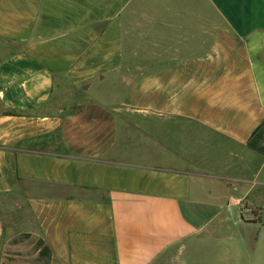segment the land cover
Returning <instances> with one entry per match:
<instances>
[{"label": "crops", "instance_id": "1", "mask_svg": "<svg viewBox=\"0 0 264 264\" xmlns=\"http://www.w3.org/2000/svg\"><path fill=\"white\" fill-rule=\"evenodd\" d=\"M262 123L264 0H0V264H256Z\"/></svg>", "mask_w": 264, "mask_h": 264}, {"label": "rangeland", "instance_id": "2", "mask_svg": "<svg viewBox=\"0 0 264 264\" xmlns=\"http://www.w3.org/2000/svg\"><path fill=\"white\" fill-rule=\"evenodd\" d=\"M96 89H97V85H94L88 92H86V94H83L80 92V95L83 97L82 98L80 96L81 100H88V99L94 98ZM72 94L73 92L71 90L64 92V96L66 99L69 98ZM218 189L220 192L224 191V188L221 186ZM245 192L247 193L248 201L250 200L252 202L253 201L260 202V203L262 202L264 205V185L262 184L251 185V188H246ZM225 205L226 204L224 203L221 204V206H225ZM242 210L245 211L246 222L248 223H254V222H259V221L264 222V212L259 208V206L251 204L250 202H246L242 204ZM26 221L28 223L27 225L30 224L34 226V222L31 221L30 219H26ZM257 229L258 228L256 226H250L248 228H240V230H237V232L238 234H240L242 240L246 239L247 242H250L251 244L252 240L257 234L256 233ZM260 239H262V242L264 243V232H263V235H261ZM255 258H256L255 259L256 264H258V262L259 264H264V246L261 249V251L257 253ZM200 260H202V258ZM204 260L206 261L205 264L206 263L212 264V262H209L206 260V257L204 258Z\"/></svg>", "mask_w": 264, "mask_h": 264}, {"label": "trees", "instance_id": "3", "mask_svg": "<svg viewBox=\"0 0 264 264\" xmlns=\"http://www.w3.org/2000/svg\"><path fill=\"white\" fill-rule=\"evenodd\" d=\"M248 146L250 149L264 155V123L254 130L248 142Z\"/></svg>", "mask_w": 264, "mask_h": 264}]
</instances>
